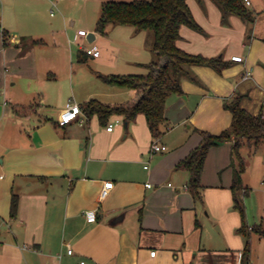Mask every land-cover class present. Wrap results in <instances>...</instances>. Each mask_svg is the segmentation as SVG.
<instances>
[{
	"label": "crops",
	"instance_id": "0c3cea01",
	"mask_svg": "<svg viewBox=\"0 0 264 264\" xmlns=\"http://www.w3.org/2000/svg\"><path fill=\"white\" fill-rule=\"evenodd\" d=\"M98 1L102 9L106 0ZM49 2L14 0V9L0 0V264H244L245 238L236 231L242 219L233 200L232 141L209 149L200 195L191 190V171L180 163L205 132L230 127L233 113L225 101L241 95L248 111L263 110L264 0L247 4L253 22L230 15L228 23L213 0H188L204 32L183 25L177 44L187 52L223 56L229 65L222 71L193 65L198 81L183 79V93L168 97L166 123L157 137L144 113L131 120L119 113L103 119L83 108L92 99L117 104L140 96L101 74L148 73V64L158 58L152 32L110 23L109 32L102 33L97 30L100 10L94 29L60 31L54 24L51 44L41 17ZM63 10L66 18L69 12ZM62 34L66 42L58 39ZM93 44L100 56L87 54ZM70 99L83 112L60 125ZM155 141L167 148L152 151ZM255 166L247 160L243 173L254 196V204L246 207L254 224L264 220V161L259 158L253 171ZM109 180L113 187L102 198ZM14 194L19 199L15 214ZM86 210L96 212L95 221L88 220ZM211 219L224 236L222 247L207 246ZM250 239L246 264H264V236L253 233Z\"/></svg>",
	"mask_w": 264,
	"mask_h": 264
},
{
	"label": "trees",
	"instance_id": "16d2710c",
	"mask_svg": "<svg viewBox=\"0 0 264 264\" xmlns=\"http://www.w3.org/2000/svg\"><path fill=\"white\" fill-rule=\"evenodd\" d=\"M222 12V22L228 23L230 15H238L247 22H253L254 15L245 0H213ZM202 2V0H199ZM128 24L137 30L150 29L154 32V51L158 59L148 64L149 72L145 74L103 75L101 77L115 84L135 88L140 96L136 100L125 103H105L92 99L83 104L88 113H99L103 119L111 114H124L127 120L135 118L138 113L147 117L150 129L155 137L163 132L166 123L165 108L167 99L172 94L183 93L182 81L185 78L198 81L193 73V65L202 64L222 71L229 65L223 56H205L182 49L178 44L181 38V27L187 25L199 32L204 28L195 18L188 0H106L102 4L101 14L97 22V30L106 33L108 24ZM8 31L3 30L5 40ZM37 41V40H36ZM242 96L232 101H225V107L233 113V121L229 128L221 133H204L202 142L181 161L191 171V190L200 195L201 176L209 149L213 145L232 141L234 176L232 190L234 207L239 210L242 225L238 231L245 238L242 250L243 263L246 264L251 253V235L259 233L264 236V220L247 225L245 222V197L252 188L243 181V173L247 168V160L240 152L243 143L255 146L264 143V108L253 114L241 105ZM18 195L12 198V213L18 207Z\"/></svg>",
	"mask_w": 264,
	"mask_h": 264
},
{
	"label": "rangeland",
	"instance_id": "374dc122",
	"mask_svg": "<svg viewBox=\"0 0 264 264\" xmlns=\"http://www.w3.org/2000/svg\"><path fill=\"white\" fill-rule=\"evenodd\" d=\"M39 1L40 0H28L29 3H36ZM121 1H131V0H121ZM13 2L14 0L12 1L6 0V3H8L10 7L16 9L17 7L16 5H14ZM54 2L56 3V5L54 4ZM63 9L69 12L68 15L66 14V18L62 17V13H63L62 11H64ZM100 10H101V7H100V2L98 0H50L48 7L44 8L41 12V17L44 21L43 28L45 31V37L47 41L51 44L54 43V38L50 35V33L53 31V29H55L56 31L57 29L56 28L57 26H55L56 23L58 24L60 31H65V29L70 30V28L72 27H80V26L89 28V29H94L96 25V21L99 17ZM9 11L10 10L8 9L7 13ZM1 12H2V6L0 9V13ZM74 20L76 21V24L72 25V21ZM51 22H53L52 25H51ZM109 26L110 24L107 25L106 27L107 32H109V29H108ZM147 30L149 32H152V34L154 35V32L152 30L150 29H147ZM58 39L66 42V37L64 36V34L58 35ZM240 152L252 164V166H255V165L257 166L259 158L262 160V162L264 161V143H260L258 146H255L245 141V143H243L240 147ZM256 166L252 167L253 171L255 170ZM245 184H248V183H245ZM251 192L245 197V222L247 225L254 224L249 219V216L247 214V208H246L247 203L249 207H251L252 204H254L253 202L254 196L252 195ZM217 225L213 224L212 219L210 220L209 229L207 228L209 231H207L205 234L208 247H215V248L222 247L221 246L222 239H224V236L218 230ZM236 231H237V234L242 235V233H240L238 229ZM239 263L242 264V261L241 262L239 261Z\"/></svg>",
	"mask_w": 264,
	"mask_h": 264
},
{
	"label": "built area",
	"instance_id": "2783aa9c",
	"mask_svg": "<svg viewBox=\"0 0 264 264\" xmlns=\"http://www.w3.org/2000/svg\"><path fill=\"white\" fill-rule=\"evenodd\" d=\"M245 2L248 5L251 4V0H245ZM79 34L86 35L87 31L85 29H80ZM86 52H87V54L95 56V57L100 56V54H101L100 47L97 44H93L91 47L86 48ZM232 58L236 61H243L244 60L243 56H241V55H234ZM249 74H250V72L247 71L245 76H249ZM82 112H83V108H82L81 104L76 102L75 100L70 99L67 102L65 108L60 113L58 122L60 125H66L69 122L77 119L82 114ZM112 128H113V124H110L108 126V129L112 130ZM166 148H167V146H165L164 144H161L157 141L153 142V144L151 145V150L154 152L155 151H162V150H165ZM113 184H114V182L112 180L106 181L104 183V186L101 190V197L102 198H105L109 194V191L113 187ZM146 184H147V186L152 185L149 182ZM84 213L86 214L89 221H95L97 218L96 212L94 210H86ZM68 252L72 253L73 248L69 247ZM155 253H156V250L151 251L152 255H155ZM82 263H84V261Z\"/></svg>",
	"mask_w": 264,
	"mask_h": 264
}]
</instances>
